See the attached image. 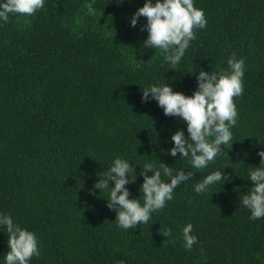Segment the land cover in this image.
<instances>
[{"label": "trees", "instance_id": "1", "mask_svg": "<svg viewBox=\"0 0 264 264\" xmlns=\"http://www.w3.org/2000/svg\"><path fill=\"white\" fill-rule=\"evenodd\" d=\"M87 2L45 0L35 14L0 23V212L37 235L40 254L30 264H264V217L250 219L239 202L264 147V0H194L207 25L194 28L175 69L159 49L143 47L145 17L130 26L145 0H94L95 16ZM233 52L245 61L233 145L195 169L165 151L175 131L187 136L185 123L155 99L142 101V88L169 83L191 95L198 71L227 69ZM115 156L192 175L146 224L118 228L107 190L94 187ZM223 167L231 181L194 191ZM140 169L126 185L130 198L141 195ZM188 222L198 236L191 250L182 246ZM7 238L0 231V256Z\"/></svg>", "mask_w": 264, "mask_h": 264}, {"label": "clouds", "instance_id": "2", "mask_svg": "<svg viewBox=\"0 0 264 264\" xmlns=\"http://www.w3.org/2000/svg\"><path fill=\"white\" fill-rule=\"evenodd\" d=\"M123 0H117L122 3ZM92 2L85 3L88 15L95 16ZM45 0H0V23H7L10 14L31 16L44 8ZM146 18L141 31H147L143 47L159 49L168 69H175L185 54L190 42L195 39V29L207 25L204 10L195 6L194 0H145L130 16V26L135 27L139 18ZM136 58L133 63L135 64ZM227 69L211 73L201 68L196 75L197 87L191 95L174 91L169 83H153L142 88V101L155 99L167 116L181 119L186 125L175 131L170 140L173 146L165 150L169 155L190 158L195 169H204L221 152V145H233L232 127L237 124V107L234 97L243 92L245 61L236 58L233 52L227 60ZM188 73H196L189 71ZM151 94V95H150ZM259 166L250 168L247 178L250 189L240 195L239 202L250 211V219L264 217V147L258 151ZM127 158L115 156L106 172L99 175L94 187L107 190V207L115 210V223L118 228H136L146 224L153 212L163 209L171 201L174 190L192 175L190 171L177 170L160 162L146 161L143 164L130 163ZM136 165H141L139 175L143 177L139 198H130L126 187L137 179ZM225 167L211 171L194 185V191L205 193L217 182L222 185L232 180L223 171ZM151 170L152 174L149 175ZM163 177H168L165 180ZM114 182V184L112 183ZM141 200L143 201L141 203ZM193 224L186 223L181 229L183 247L191 250L198 241L192 232ZM0 231L7 233L8 251L0 256V264H30L33 256L40 254L39 240L34 231L21 227L11 214L0 212ZM171 229L163 232L165 237Z\"/></svg>", "mask_w": 264, "mask_h": 264}]
</instances>
